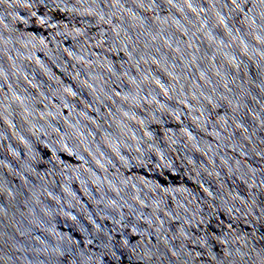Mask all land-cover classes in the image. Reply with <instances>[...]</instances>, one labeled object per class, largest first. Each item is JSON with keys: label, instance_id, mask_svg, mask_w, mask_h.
Wrapping results in <instances>:
<instances>
[{"label": "water", "instance_id": "obj_1", "mask_svg": "<svg viewBox=\"0 0 264 264\" xmlns=\"http://www.w3.org/2000/svg\"><path fill=\"white\" fill-rule=\"evenodd\" d=\"M0 264H264V0H0Z\"/></svg>", "mask_w": 264, "mask_h": 264}]
</instances>
